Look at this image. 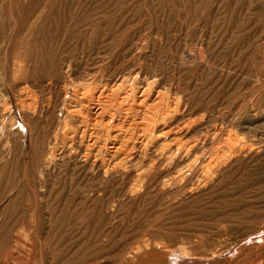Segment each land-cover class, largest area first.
I'll use <instances>...</instances> for the list:
<instances>
[{
    "label": "rangeland",
    "instance_id": "obj_1",
    "mask_svg": "<svg viewBox=\"0 0 264 264\" xmlns=\"http://www.w3.org/2000/svg\"><path fill=\"white\" fill-rule=\"evenodd\" d=\"M0 264H264V0H0Z\"/></svg>",
    "mask_w": 264,
    "mask_h": 264
},
{
    "label": "bare ground",
    "instance_id": "obj_2",
    "mask_svg": "<svg viewBox=\"0 0 264 264\" xmlns=\"http://www.w3.org/2000/svg\"><path fill=\"white\" fill-rule=\"evenodd\" d=\"M44 3V2H43ZM10 4V3H9ZM16 23V22H15ZM19 62V61H18ZM30 59L29 60H22V61H20L19 62V64H18V67L20 68V70L22 71V73L24 72H27L29 69H30ZM18 67H17V69H18ZM18 70H16V72H17ZM18 73V72H17ZM21 73V74H22ZM107 83V82H106ZM92 90H94V89H92ZM77 92H80L79 90L77 91ZM107 92V91H106ZM134 92V91H133ZM77 95V94H76ZM85 95V94H84ZM93 95V94H92ZM77 97V96H76ZM84 97L85 96H83V99H84ZM93 97V96H92ZM75 98V97H74ZM80 99H82V98H80ZM80 99H79V101H80ZM86 99V98H85ZM130 99V98H129ZM91 100H93V99H91ZM90 100V101H91ZM76 101H78L77 99H76ZM82 101V100H81ZM84 101V100H83ZM82 101V102H83ZM90 101H88L87 100V102H90ZM69 103V102H68ZM79 103V102H78ZM120 103V102H119ZM79 104H81V103H79ZM88 104H90V103H88ZM91 104L93 105V102H91ZM26 105V104H25ZM76 106V105H75ZM75 106H73V107H75ZM89 106V105H88ZM100 106V105H99ZM79 107V106H78ZM91 107V106H90ZM93 107V106H92ZM67 108V107H66ZM80 108V107H79ZM84 107H82V109H83ZM87 107H85V109H86ZM74 109V108H73ZM82 109H81V111H82ZM92 109V108H91ZM76 111H78L77 109H75ZM89 110V109H88ZM96 110V109H95ZM81 111H78V112H81ZM94 111V110H93ZM69 112V111H68ZM72 112V111H71ZM82 113V112H81ZM95 113H96V111H95ZM90 114V113H89ZM71 115V114H70ZM69 115V116H70ZM81 115V114H80ZM94 115V114H93ZM96 115V114H95ZM74 118V117H73ZM87 118V117H86ZM90 118V117H89ZM107 120V119H106ZM104 121V120H103ZM108 121V120H107ZM87 122V121H86ZM93 122V121H92ZM156 124H158V123H156ZM93 125V124H92ZM83 128V127H82ZM85 130V129H84ZM161 129H160V127H158L157 125H155L154 126V128H153V131H152V134H156V133H158L159 131H160ZM83 130H81V132H82ZM80 133V132H79ZM188 133V130H182L181 132H179V134L178 135H186ZM81 135H82V133H81ZM84 135V134H83ZM165 136H168L169 135V133H165L164 134ZM177 134H172V135H170V136H168V137H174V138H176L175 136H178ZM89 136V135H88ZM83 136H81V138H82ZM86 137V136H85ZM158 140H159V142L160 141H163V140H166V138L164 137H158L157 138ZM173 139V138H172ZM91 141V140H90ZM94 141V140H93ZM79 142V141H78ZM115 148L113 149V150H111V154H112V156L113 155H115V154H117L121 149H120V147H117V144H115ZM86 155V154H85ZM108 156V155H107ZM103 168H104V170L106 169V170H109V169H113V168H111V164H110V161L108 162V161H105L103 164ZM59 170V169H58ZM114 170H118V166H115L114 167ZM120 170V169H119ZM162 246V245H161Z\"/></svg>",
    "mask_w": 264,
    "mask_h": 264
}]
</instances>
